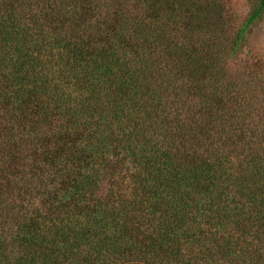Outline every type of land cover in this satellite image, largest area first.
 <instances>
[{
	"label": "trees",
	"instance_id": "1",
	"mask_svg": "<svg viewBox=\"0 0 264 264\" xmlns=\"http://www.w3.org/2000/svg\"><path fill=\"white\" fill-rule=\"evenodd\" d=\"M242 1L0 0V264H264Z\"/></svg>",
	"mask_w": 264,
	"mask_h": 264
},
{
	"label": "rangeland",
	"instance_id": "2",
	"mask_svg": "<svg viewBox=\"0 0 264 264\" xmlns=\"http://www.w3.org/2000/svg\"><path fill=\"white\" fill-rule=\"evenodd\" d=\"M231 2L235 17L234 20L240 23L247 11V4L242 0H231ZM248 43L244 52L247 59L246 62L248 63L249 61L250 64L255 62L257 65H260L261 67L259 66V68L264 73V21H260L257 27L250 33Z\"/></svg>",
	"mask_w": 264,
	"mask_h": 264
}]
</instances>
